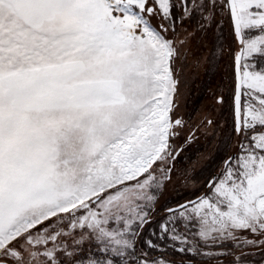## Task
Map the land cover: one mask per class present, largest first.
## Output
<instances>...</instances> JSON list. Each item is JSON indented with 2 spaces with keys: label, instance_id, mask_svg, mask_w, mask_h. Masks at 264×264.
<instances>
[{
  "label": "snow or ice",
  "instance_id": "obj_1",
  "mask_svg": "<svg viewBox=\"0 0 264 264\" xmlns=\"http://www.w3.org/2000/svg\"><path fill=\"white\" fill-rule=\"evenodd\" d=\"M0 264H264V0H0Z\"/></svg>",
  "mask_w": 264,
  "mask_h": 264
}]
</instances>
